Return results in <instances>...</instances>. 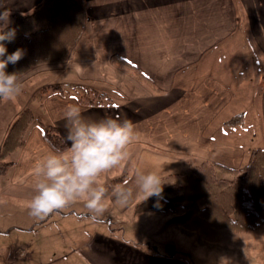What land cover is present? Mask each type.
Here are the masks:
<instances>
[{
	"label": "crops",
	"instance_id": "1",
	"mask_svg": "<svg viewBox=\"0 0 264 264\" xmlns=\"http://www.w3.org/2000/svg\"><path fill=\"white\" fill-rule=\"evenodd\" d=\"M40 1L0 0V13L10 12L12 21L13 12L26 14ZM83 1L84 27L69 53L73 61L61 66L79 86L40 88L32 111L37 117L11 166L14 183L33 178L35 164L56 152L44 141L41 112L69 147L63 113L70 105L90 119L118 118L135 126L138 139L117 185L128 180L131 199L139 195L134 170H156L164 178L204 161L238 168L251 150L264 148V0ZM86 87L100 99L80 102ZM119 176L101 180L106 184ZM112 196L113 191L107 198L113 203ZM94 240L87 247L96 264H186L114 238Z\"/></svg>",
	"mask_w": 264,
	"mask_h": 264
},
{
	"label": "rangeland",
	"instance_id": "2",
	"mask_svg": "<svg viewBox=\"0 0 264 264\" xmlns=\"http://www.w3.org/2000/svg\"><path fill=\"white\" fill-rule=\"evenodd\" d=\"M69 53L65 60L40 63L19 76L23 80L34 73L22 82V91L16 99L0 102V139L2 135L4 139L17 108L22 106L19 112L25 107L36 112L41 87L60 83L65 91L78 88L72 73L61 68L72 63ZM36 69L39 70L34 72ZM85 89L84 93L89 92L88 87ZM40 115L44 126H48L46 117L42 112ZM15 152L6 156L8 162L16 164ZM13 164L0 175V264H96L89 258L87 246L98 235L117 239L150 256L177 259L186 264H264V226L250 232L232 233L212 227L197 215L183 224H170L167 219L176 211L134 214L135 205L142 200L140 194L120 207L114 204V196L113 203L107 198L109 214L105 212L96 219H92L93 214L82 201L43 219L35 218L27 208L34 194V177L22 184L14 183L11 179ZM128 168L129 164L103 176L127 174ZM199 205L204 202L199 201ZM97 256L107 257L106 254Z\"/></svg>",
	"mask_w": 264,
	"mask_h": 264
},
{
	"label": "trees",
	"instance_id": "3",
	"mask_svg": "<svg viewBox=\"0 0 264 264\" xmlns=\"http://www.w3.org/2000/svg\"><path fill=\"white\" fill-rule=\"evenodd\" d=\"M83 27V0H41L26 14L13 12L9 28H14L16 35L12 42H4L7 54L20 48L25 55L16 64H9L6 71L18 72L20 76L40 63L65 60ZM100 97L96 91H86L78 99L87 104ZM34 119L32 110L25 107L10 123L1 141L0 175L13 164L6 156L23 145L26 130ZM37 120L40 122L39 118ZM43 138L56 152L67 147L53 124L44 127ZM162 179L166 183L161 196L140 200L133 209L134 214L176 211L167 219L170 224H183L197 215L212 227L232 233L250 232L264 226V148L251 150L247 163L238 168L204 161L190 171ZM122 180L123 175L105 184L109 188L108 195ZM199 201L204 205L200 206Z\"/></svg>",
	"mask_w": 264,
	"mask_h": 264
},
{
	"label": "clouds",
	"instance_id": "4",
	"mask_svg": "<svg viewBox=\"0 0 264 264\" xmlns=\"http://www.w3.org/2000/svg\"><path fill=\"white\" fill-rule=\"evenodd\" d=\"M9 17L10 12L0 13V99L4 101L16 99L22 91L18 72L9 73L6 68L25 55L20 48L7 54L4 42H12L16 35V30L9 28ZM63 118L69 147L65 151L50 152L35 164L34 194L27 208L31 216L43 219L82 201L93 214L92 219H96L108 209L109 188L101 177L130 161L131 146L138 139V133L129 120L111 117L90 119L75 105L67 107ZM133 175L142 201L161 196L166 182L159 171L134 170ZM128 183L125 180L112 190L116 202L122 206L134 195L133 189L127 187Z\"/></svg>",
	"mask_w": 264,
	"mask_h": 264
}]
</instances>
